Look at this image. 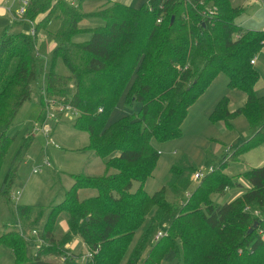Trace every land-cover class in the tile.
I'll use <instances>...</instances> for the list:
<instances>
[{
  "label": "trees",
  "instance_id": "trees-1",
  "mask_svg": "<svg viewBox=\"0 0 264 264\" xmlns=\"http://www.w3.org/2000/svg\"><path fill=\"white\" fill-rule=\"evenodd\" d=\"M86 1L92 0H76L74 5L31 0L24 20H17L12 26L16 29L0 38V174L17 139L8 132L27 102L39 104L41 114L51 111V102L71 107L76 130L89 135L88 148L106 161V173L73 176L65 199L48 213L16 205V170L33 140L24 136L2 178L0 205L25 228L21 226L22 233L13 227L1 235L0 245L12 250L14 264H59L61 256L71 253L67 245L75 238L91 252L98 251L96 264H264V166L239 175L250 183L249 191L217 205L214 195L240 187L224 172L229 167L226 158L198 184L169 224L173 205L166 188L154 195L144 189L161 155L153 142L182 137L190 108L220 74L228 78L229 89L244 93L247 101L231 111L229 99H222L210 122L233 129V121L243 116L252 131L229 155L230 161L264 144V96L255 91L260 73L252 64L264 48V30L238 24L246 8L233 6L232 0H207L219 9L215 19L193 6L199 0H150L140 8L106 0L98 10L84 13ZM57 16L61 24L48 54L39 36ZM87 20L101 24L83 28ZM29 22L35 24L34 34L21 29ZM82 34L91 39L75 42ZM41 80L44 89L35 94ZM125 93L126 103H141L139 116L128 115L108 126ZM116 152L119 156L114 157ZM170 188L181 191L174 183ZM81 190L96 194L81 200ZM61 217L68 231L57 239L54 230ZM33 230L37 237H27ZM159 231L163 236L157 240ZM38 239L45 245L35 254L32 243ZM80 255L72 254L66 264H77Z\"/></svg>",
  "mask_w": 264,
  "mask_h": 264
},
{
  "label": "rangeland",
  "instance_id": "rangeland-1",
  "mask_svg": "<svg viewBox=\"0 0 264 264\" xmlns=\"http://www.w3.org/2000/svg\"><path fill=\"white\" fill-rule=\"evenodd\" d=\"M103 1L106 0H99V2L95 0L86 1L87 3L83 5L82 10L84 13L96 11ZM122 1H125V3L126 1H131L129 3H131L132 7L140 8L150 0ZM252 1L253 0H232V3L235 7H238L249 5ZM237 22L251 30H262V28H264V0H258L256 3L251 4L246 10V14L239 18ZM60 24V18L58 16L55 17L48 29L41 32L42 37L39 36L41 41H43V47L48 54L51 52V48L54 44V34L59 29ZM100 24L101 22L96 20H87L82 27L95 28ZM21 29L30 33L31 27L29 24H24ZM90 39V34H82L75 37L74 41L84 42ZM133 80L134 78L132 79V82ZM43 83V80H41L34 86L35 94H39L44 89ZM126 93L113 111L108 126L128 115H134L135 117L139 116L142 107L141 103H126ZM257 94L262 96L264 95V91L259 90ZM224 98L229 99L231 111H235L245 105V102H243L246 98L245 94L237 90L229 89L228 78L225 75L220 74L213 80L206 92L190 108L188 116L182 125V137L167 143L153 142L161 155L155 172L153 173V176L145 182L144 189L148 194L154 195L166 188V197L173 205V216L168 219V224L186 204L189 195L196 191L198 184L192 181L195 172L203 171L208 175L211 172L210 168L216 169L226 158L228 159L227 162L229 163V167L224 172L232 178L235 183L239 182L240 187L230 189L229 193H224L225 196L223 194L214 195L212 197L215 204L223 205L225 204L224 201H227L224 197H229L231 199L234 197L235 199L250 190V183L244 177H239V175L251 168H260L264 166V144L246 152L240 157V160L230 161L229 155H232V153L245 140L251 137L252 131L250 130L247 120L243 116H240L233 121V129H230L223 124H213L210 122V115L215 110L217 104ZM52 108L61 111L59 110L60 107L53 106ZM39 112L40 109L38 110L35 103L27 102L20 110V113L15 120L16 122L9 130L8 134L12 137L17 136V139L12 145L4 162L0 174V184L15 152L22 142L23 137L28 133V136H33L34 142L32 143L24 162L16 170L17 180L24 186L17 187L14 191L18 190L21 192L19 201L20 205L45 208L44 210L48 213L53 206L58 205L65 199V192L68 191L74 183L73 178L70 177L71 174L83 173V156L87 154L85 152L86 148L90 145V141L86 134L79 132L75 133L74 124L77 117L74 111H64V114L58 116L59 118L53 120L49 119L46 121V124L45 120H47L48 113L45 112L43 115L39 116ZM44 131L48 132L46 135H49V137H46L43 133ZM34 132L35 135H33ZM52 140L58 147L53 145L47 146V143ZM48 148V154L45 156L44 150ZM117 154L118 153L116 152L113 156H116ZM46 157L52 165L51 168H44L42 166ZM37 167H43L44 169L42 168L41 173L34 174L33 171ZM93 167H91L93 174L89 175H96L92 177L103 176L101 168L103 169L104 165H101L100 160L94 162ZM175 167L177 168L175 170V174L177 173V175H174L173 173V168ZM82 175L88 176L85 173ZM17 180L15 186H18ZM172 183L181 189V191L174 193L173 189L170 188ZM93 193L96 194V192L92 190H83L80 192L81 199L90 198L94 195ZM5 215L6 212L0 205V223H3V217ZM7 216H9V214H7ZM64 216L67 217V215L63 214V217ZM63 217L58 220L56 229L54 230L57 239H61L64 234H66L68 228L63 222L66 221ZM9 222H13V220L5 222L3 227L0 225L1 232H8V230L12 229L11 225L13 223ZM32 222L33 221L30 223ZM168 224L165 223L162 230H165V227L168 226ZM22 225L24 226V223ZM33 228L39 230V227L37 226ZM27 237H29L28 234ZM138 237L139 235L134 240L131 250L136 244ZM32 248L33 250L35 248H40V243L38 241L32 243ZM72 248L74 249V252L76 251L79 253L81 251L80 244L75 248ZM5 251H8V249L1 250L0 258ZM176 263V261L162 262V264Z\"/></svg>",
  "mask_w": 264,
  "mask_h": 264
},
{
  "label": "crops",
  "instance_id": "crops-1",
  "mask_svg": "<svg viewBox=\"0 0 264 264\" xmlns=\"http://www.w3.org/2000/svg\"><path fill=\"white\" fill-rule=\"evenodd\" d=\"M95 1H98L99 2V0H95ZM115 1V0H114ZM117 1V0H116ZM119 1V0H118ZM122 1V0H121ZM123 2V1H122ZM129 2H131V1H126V3H125V1H124V3L125 4H127V5H129V6H131V3H129ZM87 2H85L83 5H85ZM106 3V1H103V3L99 6V8L103 5V4H105ZM253 3H256V2H254V0L252 1V2H250V4L249 5H245V6H241V7H244V8H246V10L250 7V5L251 4H253ZM234 6V5H233ZM18 8H19V3L18 2H16V0H0V38H1V36L4 34V32L6 31V30H9L10 28H12V26H14V23L17 21V17H16V12H17V10H18ZM99 8H97V10L99 9ZM94 12V11H93ZM246 14V13H245ZM244 14V15H245ZM243 15V16H244ZM43 18V16H40V17H38V19H37V23L41 20ZM18 22V21H17ZM16 27H14V28H12V30L13 29H15ZM25 33H28V32H26L24 29H22ZM262 30H264V28H262ZM261 57H263V58H261ZM256 58V64L254 65V67L259 71V73H260V79H259V81H258V83H257V85H256V87H255V91H256V93L259 91V90H263L264 91V48H263V50L255 57ZM244 94V93H243ZM246 96V95H245ZM262 96H264V95H262ZM246 101H247V98H245L244 100H243V102H245L246 103ZM36 105H37V107H38V110L40 109V112H39V116L40 115H43V113L41 114V108H40V106H39V104H37V103H35ZM241 108V107H240ZM68 112H70V111H68ZM62 114H64V113H62ZM47 122H46V120H45V124H46ZM74 127H75V124H74ZM76 132H79V133H84V132H80V131H78V130H76V128H75V133ZM27 134V136H28V133H26ZM26 134H25V136H26ZM84 134H86L87 135V137H88V139H89V135L87 134V133H84ZM26 136V137H27ZM89 141H90V139H89ZM34 141L32 140V143H33ZM47 146H49V144L47 143ZM53 146H56V147H58L57 145H53ZM48 150H49V148L48 149H45L44 150V154H45V156L48 154ZM85 153H87V154H85L84 156H83V160H84V166H83V173H81V174H71V178H73V176H77V175H82V174H86V175H88V176H90V177H92V176H96V175H89V174H93L92 173V170H91V167H93V165H94V162H97V160H100L101 161V165H104V167H103V169L101 168V170H102V172H103V175H105V173H106V164H105V160H103V159H101V158H98V157H96L95 156V152L93 151V150H91V149H89V148H86V152ZM116 156H119V154H117ZM116 156H114V157H116ZM46 159L48 160V158L46 157ZM45 160V159H44ZM52 167V165L50 166V167H44V168H51ZM43 168V169H44ZM94 168V167H93ZM34 172V171H33ZM42 172V170L40 171V172H38V173H41ZM34 174H37V173H34ZM18 181V180H17ZM73 182H74V179H73ZM74 184V183H73ZM24 185L21 183V182H19L18 181V186H15L14 187V189L16 188L17 189V187H23ZM73 185H71V187H72ZM136 186H138V185H136ZM137 188V187H136ZM14 189H13V192H12V194H16L17 193V191L18 190H16V191H14ZM71 189V188H70ZM69 189V190H70ZM68 190V191H69ZM81 191H83V190H81ZM80 191V192H81ZM67 192V191H66ZM66 192H65V195H66ZM228 193H229V191H227ZM21 193V192H20ZM227 193V194H228ZM94 194V193H93ZM95 195V194H94ZM93 195V196H94ZM79 196H80V193H79ZM92 196V197H93ZM224 196H225V194H224ZM21 197V196H20ZM91 198V197H90ZM233 199H234V197H232ZM80 199H81V196H80ZM87 199H89V198H87ZM224 199L226 200L227 199V201H224V203H227V202H231L233 199H231V198H226V197H224ZM81 200H85V199H81ZM19 201H20V198H19ZM17 205H19V206H29V205H20L19 204V202H18V204ZM32 207H36V206H32ZM52 207V206H51ZM1 208L6 212V215L3 217V223H0V225H1V227H3L4 225H5V222H7V221H10V220H13V222H9V223H16V221L19 223V221H20V219H19V217H13V216H11V217H9V216H7V211L5 210V207H4V205H3V207H2V204H1ZM43 209V208H42ZM45 209V208H44ZM5 220H7V221H5ZM15 221V222H14ZM64 222V224H66L67 225V222L66 221H63ZM21 226H23V225H21ZM67 227H68V225H67ZM9 231V230H8ZM67 231H68V228H67ZM66 231V232H67ZM4 233H6V232H1V228H0V236L1 235H3ZM80 244V246H81V251L79 252V253H77L76 251L74 252V249L72 248V247H76V246H78ZM83 245H84V243L82 242V240L80 239V238H75L74 239V241L72 242V243H70V244H68L67 245V248H69L70 249V252L72 253V254H75V255H80L81 253H83V251H84V247H83ZM2 249H8V251H5L4 252V254H3V256L0 258V264H14V256H13V252H12V250L11 249H9L8 247L6 248L5 246H3V245H0V252H1V250Z\"/></svg>",
  "mask_w": 264,
  "mask_h": 264
},
{
  "label": "built area",
  "instance_id": "built-area-1",
  "mask_svg": "<svg viewBox=\"0 0 264 264\" xmlns=\"http://www.w3.org/2000/svg\"><path fill=\"white\" fill-rule=\"evenodd\" d=\"M67 2H69L70 4L74 5L76 3V0H66ZM186 3H192L191 0H184ZM258 0H254V2H257ZM16 2L19 3V8L16 12V19L19 20V21H23L24 20V16L25 14L27 13V9H28V6L31 2V0H16ZM193 6L195 8H202L201 10V13L204 15V17L208 18V19H215L217 17V15L219 14V9L217 7V5H215L212 1H207V0H199L198 1V4H193ZM198 6V7H197ZM162 20L160 19L158 21V23H161ZM30 26H31V30H30V33L31 34H34L35 33V24L32 23V22H29ZM235 39H239L240 36L239 35H236L234 36ZM252 64L255 65L256 64V58H254L252 60ZM50 109H52L51 111L47 112L48 113V116H47V120L48 121L49 119H57V115L56 113L58 112H61V113H64V111H71V107H67V108H64L62 105H59L55 102H51V105H50ZM55 106V107H60L59 110L61 111H57V110H54L52 107ZM73 111V110H72ZM44 129V128H43ZM42 129V131H43ZM45 135L46 133L48 132H43ZM35 135V132L34 134ZM46 137H49V135H46ZM49 145H54L55 142L52 140L48 143ZM43 167H50L51 166V163L45 159L44 160V164L42 165ZM43 167H37L34 169V173H38L42 170ZM211 169V172L214 171V168H210ZM206 177V174L205 172L203 171H197L193 174V177H192V181L197 183V184H200L204 178ZM21 196V193L18 191L16 194L13 195V199L15 200V203L16 205L18 204L19 202V198ZM255 215H259L260 212L259 211H255L254 212ZM13 227H18V230H20V232L23 233V230L21 228V226L18 224V223H14L11 225V228ZM26 235V234H25ZM31 237H37L38 235V231L37 230H33L32 232H30L28 234V236ZM163 236V232L162 231H159V233L157 234L156 236V239L158 240L159 238H162ZM39 243H40V247L43 246L42 244H44L43 240L41 239H38L37 240ZM45 245V244H44ZM47 245V244H46ZM85 251H83V253L75 260V262L77 264H96V259H95V255L97 254L98 251L96 252H91L89 247H87V245H83ZM39 248H35V254H37ZM72 256V253L68 254V255H63L61 256L58 260H59V264H66V261L68 259V257Z\"/></svg>",
  "mask_w": 264,
  "mask_h": 264
},
{
  "label": "water",
  "instance_id": "water-1",
  "mask_svg": "<svg viewBox=\"0 0 264 264\" xmlns=\"http://www.w3.org/2000/svg\"><path fill=\"white\" fill-rule=\"evenodd\" d=\"M257 226H258V224L256 223V224L254 225V228H252V230H250V233H252V232L255 230V228H257Z\"/></svg>",
  "mask_w": 264,
  "mask_h": 264
}]
</instances>
